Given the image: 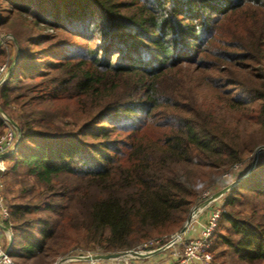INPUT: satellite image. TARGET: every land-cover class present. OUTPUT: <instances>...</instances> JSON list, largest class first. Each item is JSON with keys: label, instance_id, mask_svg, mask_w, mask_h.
Returning a JSON list of instances; mask_svg holds the SVG:
<instances>
[{"label": "trees", "instance_id": "16d2710c", "mask_svg": "<svg viewBox=\"0 0 264 264\" xmlns=\"http://www.w3.org/2000/svg\"><path fill=\"white\" fill-rule=\"evenodd\" d=\"M10 1L95 42L57 57L26 47L5 65L0 107L20 134L5 163L50 200L10 204L4 188L14 264H53L79 240L113 252L180 230L201 192L264 144V0ZM239 177L211 252L219 243L264 264V153Z\"/></svg>", "mask_w": 264, "mask_h": 264}, {"label": "rangeland", "instance_id": "374dc122", "mask_svg": "<svg viewBox=\"0 0 264 264\" xmlns=\"http://www.w3.org/2000/svg\"><path fill=\"white\" fill-rule=\"evenodd\" d=\"M39 35L48 36L49 40L43 41L39 46H34V45L29 46V44H26V40L33 39L35 37H38ZM86 44L94 46L95 42H87V41L85 42L82 39H78L75 35L63 29L53 30L51 28H48L46 25L36 24L33 20H31V17L27 12L16 9L10 0H0V65L4 64L10 68V66H12L14 62L17 60V58L19 57L22 49L24 50L25 53L29 52L26 49V47H28L30 51H33L36 49H44L43 51H46L48 49L46 53H49V55L50 54L55 55L57 57L59 55L67 54L69 52L71 53H74V52L77 53L78 51L82 52L84 50V45ZM5 76H6V73H5ZM14 111L16 113L18 110L16 106L12 105V107H10V113H13ZM4 114L6 115L5 121L9 122L11 120L16 124V122L6 112H4ZM0 119L2 121L3 119L2 115H0ZM2 123L3 125L0 127V135L3 133V130L5 127V124L3 121ZM14 131L16 132L15 129ZM16 135H17V132H16ZM262 146H264V144H260L254 149V157L250 163L246 162V163H240V164L234 165L228 174L222 176L212 187L202 191L199 196L198 201L195 203V205H193L188 216H190L192 210L196 209V206H201L202 207L201 211H203L204 213L205 211L208 210L209 207H213V203L217 204L219 201L210 202L212 200L210 198L213 196V194L221 190L222 188L226 187L227 185L231 184L233 181H236L239 176H240L239 178L245 177L248 171L254 167L256 162L262 159L264 148L259 149L258 154L255 155V151L259 147H262ZM11 164H12L11 162L8 164L5 163L6 169L8 170V172L5 176V183H4L5 184L4 185L5 196H6L7 201H9L10 204L20 203L23 201L25 202L30 201L32 204H37L39 202L45 203L46 201H50L48 200L49 198H47L48 193L44 192V189L42 188V186L36 183L31 176L25 173V170L23 167L17 166L14 169V171H11L9 169ZM208 199L210 200L207 201L204 205H201V203H203L205 200H208ZM220 200L222 202V199ZM256 205L262 206V203L260 201H257ZM46 215L47 213L38 212L31 217L43 219ZM224 225L225 224H222L220 226V229H225ZM223 231L222 233H225ZM178 232L179 230H175L169 234L153 235L152 237L144 241H141L139 244H137L133 248L121 250V251H113V252H124L128 250L137 249L139 245L151 239L161 240L160 244L166 245L172 241L171 237L177 235ZM10 238H11L10 253H11V256H13V254L19 250L20 237L13 238L12 235H9L8 232L1 231L0 239L2 243L4 244V247L8 246L7 244L10 241ZM12 238L14 241H12ZM180 248H181V245H179L178 243L176 244L174 243L173 247L166 250V253H164V255H169V251H173V249L178 250ZM113 252H104L99 248L98 245L92 242H84V241L79 240V242L77 241L76 244H73L72 246H70L68 251H66L64 255L58 257L57 260L63 257H67V256L77 257V256H86L89 254L90 255L101 254V253L106 254V253H113ZM159 252H162V251H158V253ZM213 253L216 259L215 261L216 264H245L244 262L239 261L237 256L231 253V250H229L228 248H225L219 243H217V245L215 243ZM136 259L137 258L135 257L133 258L129 256H122V257H119L113 260H110V259L109 260H98L97 263L121 264L127 261L129 264H131L130 262ZM12 260L13 262L18 261L13 258ZM28 264H33V262H28ZM35 264H40V263H35Z\"/></svg>", "mask_w": 264, "mask_h": 264}, {"label": "built area", "instance_id": "2783aa9c", "mask_svg": "<svg viewBox=\"0 0 264 264\" xmlns=\"http://www.w3.org/2000/svg\"><path fill=\"white\" fill-rule=\"evenodd\" d=\"M5 73V65H0V83L4 79ZM2 118L5 127L3 133L0 135V223H3V221L7 219L8 216L3 183V174L6 171L5 157L10 154L17 145V136L14 131V127L9 122L5 121L6 119L4 116H2ZM222 197L223 195L212 198L210 202H219L215 206H213V208L207 214L206 219L201 222L200 216L203 213V211H201L202 207L196 206V209L191 211L190 222L185 232L179 237L177 235L172 236V241L169 244L161 245V240L151 239L139 245L137 249L133 250H137L140 253H146L156 249H159V251H164L169 247H173L174 243H178L179 245H181V248L172 255V258L159 264H216L211 252V247L212 236L216 228L217 219L223 212L222 202L220 200L222 199ZM194 226H199L197 234L185 238L187 231ZM9 249L8 247H4V244L0 239V264H14L12 258L8 254ZM127 256L140 258L139 256L130 254ZM121 264L129 263L125 261Z\"/></svg>", "mask_w": 264, "mask_h": 264}, {"label": "water", "instance_id": "95a60500", "mask_svg": "<svg viewBox=\"0 0 264 264\" xmlns=\"http://www.w3.org/2000/svg\"><path fill=\"white\" fill-rule=\"evenodd\" d=\"M0 115L6 117V115L4 114V112H3V110L1 108H0ZM9 122L14 127V129L16 130V132H17L16 143H18V140H19V137H20L18 126L13 121H11V120ZM263 148H264V146L259 147L255 151V155L258 154L259 149H263ZM236 182H237V180L236 181H233L231 184H229L226 187L222 188L221 190L217 191L216 193L213 194V196L210 199H212V198H214L216 196L224 195ZM210 199L205 200L203 203H201V205H204ZM189 222H190V216H188L186 218L184 224L182 225L181 229L177 233V236L178 237L181 236L185 232L186 228L189 225ZM0 229L1 230H4L5 232H8L9 235H11L10 231L4 225H2V223H0ZM7 245H8L7 246L8 249H9V247L11 245V238H10V241L8 242ZM158 251H159V249H156V250H153V251H150V252H146V253H140L137 250H128V251H124V252H113V253H106V254H102L101 253V254H93V255L77 256V257L67 256V257H63V258L58 259L54 264H62L63 262H65L66 260H69L71 258H77V259H80V260H87V261L88 260L98 261V260L117 259L119 257L127 256L129 254L130 255H136V256H139V257H142V258H147V257H150L152 255L157 254Z\"/></svg>", "mask_w": 264, "mask_h": 264}, {"label": "crops", "instance_id": "0c3cea01", "mask_svg": "<svg viewBox=\"0 0 264 264\" xmlns=\"http://www.w3.org/2000/svg\"><path fill=\"white\" fill-rule=\"evenodd\" d=\"M215 205L216 204L213 203V206H215ZM212 208L213 207H209L208 210L205 211L203 213V215H201L200 222L206 219L207 214L209 213V211ZM2 225H4V224L2 223ZM198 230H199V226L192 227L191 229H189L187 231V233L185 235V238H188L190 236H193V235L197 234ZM1 231L2 232H5L4 230H1ZM169 248H172V247H169ZM169 248H167L164 251L159 252V253H157L155 255H152L150 257H147V258H142V257L137 258L136 260H134V261H132L130 263L131 264H159V263L165 262V261L169 260L170 258H172V255L178 251L176 249H173V251H169V255H164V253H166V250H168ZM62 264H103V263H97V261H91V260H88L87 261V260H80V259H77V258H71L69 260H66ZM109 264H112V263H109Z\"/></svg>", "mask_w": 264, "mask_h": 264}, {"label": "bare ground", "instance_id": "6f19581e", "mask_svg": "<svg viewBox=\"0 0 264 264\" xmlns=\"http://www.w3.org/2000/svg\"><path fill=\"white\" fill-rule=\"evenodd\" d=\"M194 215H195V214H194ZM194 215H193V216H194Z\"/></svg>", "mask_w": 264, "mask_h": 264}]
</instances>
